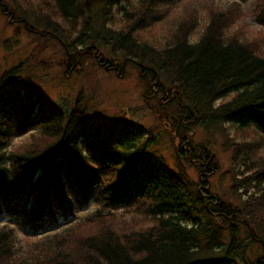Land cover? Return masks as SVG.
Wrapping results in <instances>:
<instances>
[{"label": "trees", "instance_id": "16d2710c", "mask_svg": "<svg viewBox=\"0 0 264 264\" xmlns=\"http://www.w3.org/2000/svg\"><path fill=\"white\" fill-rule=\"evenodd\" d=\"M172 1L47 0L41 4L45 6L37 5L38 14L28 9L20 16L23 23L51 30L66 51L68 69L75 70L83 55L103 45L133 59L151 81L169 74L165 79L175 93L162 97L166 102L174 97L171 129L184 145L175 149L177 169L169 170L151 157L149 135L144 139L141 130L89 124L80 96L72 107L60 109L33 100L24 90H3L0 217L9 220L3 222L8 226L0 225V264H264V160L254 141H229L224 129L264 138V50L258 39L248 41L228 31L227 9L237 7V0L213 14L196 41L188 40V25L176 29L162 52L139 41L135 30L159 18L160 6ZM253 6L264 29V0ZM118 13L128 25L123 30L113 28ZM28 63L19 61L4 70L0 88L31 81V73H17L32 70ZM226 96L230 98L217 103ZM223 123L229 126L220 134L231 144L237 168L232 187L242 188L246 197L221 205L202 186L214 170L212 156L205 147L196 152L187 134L193 131L190 125L212 132ZM27 130L37 132L39 141L11 150L9 141ZM184 161L196 162L195 183L183 174L179 165ZM139 175L142 180L135 179ZM132 182L142 185L139 191L128 189ZM92 195L97 208L68 222L67 216ZM127 207L149 220L140 217L116 228V209ZM13 220L26 228L24 239L6 223ZM33 225L43 231L31 230ZM85 226L91 231L83 232Z\"/></svg>", "mask_w": 264, "mask_h": 264}, {"label": "rangeland", "instance_id": "374dc122", "mask_svg": "<svg viewBox=\"0 0 264 264\" xmlns=\"http://www.w3.org/2000/svg\"><path fill=\"white\" fill-rule=\"evenodd\" d=\"M46 1L0 0V75L19 61L28 60V64L34 65L32 70L27 67L22 72L16 71L22 77L31 73V81L22 79L12 82L6 87H1L0 93L24 90L26 96L33 100L48 103L60 109L72 107L80 96L84 111L88 110L86 115L89 124L93 126L98 124L106 128L131 126L137 131L141 130V136L144 139H147L149 135L147 147L152 153L151 157L169 170H176L178 162L175 149L184 143L180 142V138L175 136L171 129L170 118L177 111L176 103H170L174 97L167 102L163 98L175 93L171 91L173 89H169L165 79L169 74L161 73L151 81L149 75L146 74L145 77L144 69L136 65L133 59L125 60L122 55L113 53L108 46L103 45H100L98 52L83 55L81 63H78L75 70L68 69L65 62L66 51L62 43L52 35L51 30H44L43 27H35L29 22L23 23L19 20L28 9L36 12L37 5L40 4V7H43L45 5L41 4ZM137 1L132 0L131 3L136 5ZM233 1L173 0L170 4L164 3L158 9L159 18L135 30V36L139 41L156 47L155 50L162 52V49L170 43L176 29L188 25L185 34L188 33V40L196 41L211 16L227 9ZM237 2H239L237 7L227 9L226 20L230 24L228 31L236 32L248 41L253 42L258 39L259 49L264 50V29L254 18L257 7L253 6V3L258 0H237ZM118 14L113 15L115 20L113 28L123 30L128 25L123 23L121 14ZM146 64V61L141 63L143 66ZM230 96L217 100V103L226 101ZM224 126L229 125L218 124L212 132H205L197 125L189 126L193 128L191 134L187 130L195 151L198 152L205 147L212 156L214 170L206 175L208 184L202 186L206 187L208 193L215 195L214 203L221 205L236 203L240 196L246 197L242 188L237 190L232 187L236 182L237 168L231 161L232 148L229 146L231 144H228L220 134ZM224 129L229 130L227 135L229 141L231 139L235 143L254 141L257 155L264 160V138L258 134L253 136L250 131H236L233 127ZM150 130L151 135L148 133ZM38 139L40 138L37 132L30 134L27 130L21 136H14L9 141V146L11 150H18L26 145H34L39 141ZM193 162L184 161L179 166L183 174L195 183L199 173ZM250 173L251 171H248L244 175ZM233 190L236 192L234 193ZM95 206V202L91 199L84 209L76 210L75 215H68L66 220L76 222L90 211H94ZM129 208L116 209L118 210L115 214L116 228H123L122 225L134 223L143 217L139 212L131 211ZM143 218L148 219V217ZM148 224H138V226L143 227ZM19 228L17 227V234L24 239L23 233L26 232V228ZM91 229V226H85L82 231L88 233ZM15 253L19 257L25 256L24 253L20 255L22 251L19 253L15 251Z\"/></svg>", "mask_w": 264, "mask_h": 264}, {"label": "bare ground", "instance_id": "6f19581e", "mask_svg": "<svg viewBox=\"0 0 264 264\" xmlns=\"http://www.w3.org/2000/svg\"><path fill=\"white\" fill-rule=\"evenodd\" d=\"M24 128H26L27 126L26 125H24L23 126ZM142 170L143 169H140L138 172L140 173V172H142ZM138 173V174H139ZM137 174V175H138ZM135 179H138V180H142L141 179V176L139 175V176H137V177H135ZM130 180V179H129ZM128 180V181H129ZM142 185H138L137 183H134V182H132V184L128 187V189L132 192V191H134V192H136V191H139L140 190V187H141ZM93 200L94 202H95V207L97 208V203H96V197L94 196V195H92L91 196V198H90V200ZM89 203H87L85 206H83V209L88 205ZM90 212H92V211H90ZM75 215V214H74ZM71 216V215H70ZM0 218H2V221H0V225H7V224H5V223H3V222H5V221H7V220H9V219H6L5 217H3V216H1ZM81 219V218H80ZM68 222H71L72 223V221H68ZM6 223H8V224H10V225H12V226H14L15 228H17V227H21V225H20V221L19 220H13L12 222H6ZM44 225H47V224H43L42 226H44ZM8 226V225H7ZM40 228H42L41 226L40 227H38V225H33L30 229L31 230H36V231H39V232H41V231H43L42 229H40ZM51 229H53L52 227H48L46 230H51ZM16 233V235H17V237L18 238H20L21 239V237H19L18 236V234H17V232H15ZM24 234V233H23ZM25 235V234H24ZM23 235V236H24Z\"/></svg>", "mask_w": 264, "mask_h": 264}]
</instances>
